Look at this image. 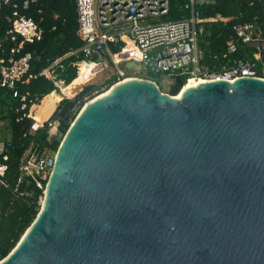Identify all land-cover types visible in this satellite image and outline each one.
Instances as JSON below:
<instances>
[{
  "label": "water",
  "instance_id": "obj_1",
  "mask_svg": "<svg viewBox=\"0 0 264 264\" xmlns=\"http://www.w3.org/2000/svg\"><path fill=\"white\" fill-rule=\"evenodd\" d=\"M231 80L177 98L136 78L86 104L0 264H264V77Z\"/></svg>",
  "mask_w": 264,
  "mask_h": 264
},
{
  "label": "built area",
  "instance_id": "obj_2",
  "mask_svg": "<svg viewBox=\"0 0 264 264\" xmlns=\"http://www.w3.org/2000/svg\"><path fill=\"white\" fill-rule=\"evenodd\" d=\"M7 2L8 0H3ZM210 0H188L187 7L191 8L189 17L164 20L162 17L169 12L170 0H74L77 13V35L82 45L69 54L81 53L82 58L75 62L76 76L80 83L75 91L65 97L72 99L70 107L61 111L55 119L47 121L49 130L55 129L62 135L60 125L71 123L82 106L106 86L125 77L138 78L136 75H127L120 67L121 63L133 62L139 64V69L145 68L154 72H163L175 77L178 74L203 79L237 78L243 76H258L257 68L264 70V30L257 20L235 22L232 29L237 38L252 49L251 59H234L233 65L219 71L209 70L199 63L201 50L198 45V36L203 30L204 18L196 6ZM28 3L24 2V6ZM252 4V2H250ZM217 19H221L219 13ZM11 38L21 37L20 43H15L10 49L11 55L5 59L0 56V82L12 89V96L19 98L20 105L16 110L26 108L27 94L19 93L15 89L17 82H26L33 74L28 73L32 54L29 51L21 53L24 42H33L42 37L43 30L31 17L20 14L17 10L7 16ZM264 23V20H263ZM115 48V49H114ZM235 45L229 41L227 52H233ZM226 53H222L225 56ZM65 57V56H64ZM63 57L56 59L52 64L42 69L41 73L50 78L55 86L61 80L58 69L63 71ZM84 63L87 69L79 72V64ZM102 64L112 68L111 75L115 76L111 82L104 83L94 89H86L94 73ZM259 77V76H258ZM149 79V77H146ZM64 82V81H63ZM74 87V88H75ZM40 99L35 98L34 105ZM29 115V111L28 114ZM42 125L35 121L33 129ZM52 130V131H51ZM57 135V136H58ZM6 147L1 144L0 154V182L7 169L4 160L7 154ZM56 150L47 146H40L31 142L26 149L19 169L21 175L31 177L36 185L43 189L52 173L55 164ZM16 184V185H17ZM17 187H15V190ZM40 197V203H41Z\"/></svg>",
  "mask_w": 264,
  "mask_h": 264
},
{
  "label": "trees",
  "instance_id": "obj_3",
  "mask_svg": "<svg viewBox=\"0 0 264 264\" xmlns=\"http://www.w3.org/2000/svg\"><path fill=\"white\" fill-rule=\"evenodd\" d=\"M27 1V5L24 6L25 0L7 2L0 0L1 57L9 58L12 46L21 42V37L13 40L7 32L9 29L7 16L11 15L12 11L17 10L20 14L33 18L43 30L40 39L24 42L21 50V53L29 51L32 54L28 73L33 76L26 82H17L15 86L19 93L27 94L26 108L17 111L16 108L20 105L19 98L13 97L12 89L0 82V121H4L10 130V137L4 139L6 147L4 153L7 154L4 162L7 169L0 182V259L14 247L41 206L40 197L43 195V189L39 188L31 177L23 176L21 182L17 184V179L21 175L19 165L26 149L33 142L57 150L60 143L55 136H49L47 121L33 129L35 120L27 116L35 98L40 99L57 89L54 82L41 71L56 59L63 57L64 69L63 71L58 69V77L64 82H59L77 86L80 78L75 77L77 70L75 62L82 58V54L79 52L69 54L82 45V40L76 33L77 13L74 0ZM187 2L188 0H170L169 12L162 18L171 20L189 17L191 8L186 6ZM196 8L205 19L203 30L198 36L201 65L208 67L209 70L219 71L231 67L234 59L252 58V49L237 38L232 25L235 22L255 19L264 30V0H210ZM217 13L221 15V19L216 18ZM229 41L236 47L233 52H227ZM222 53L226 55L222 56ZM83 69H87V66L84 63L79 64L80 73ZM257 75L264 77V70H261L260 65L257 68ZM185 82V75H176L169 93L177 94ZM57 99V107L50 119H55L61 111L68 109L72 104L71 98L57 96ZM64 127L67 128L68 124L59 126L60 129ZM0 160H3L1 154Z\"/></svg>",
  "mask_w": 264,
  "mask_h": 264
},
{
  "label": "rangeland",
  "instance_id": "obj_4",
  "mask_svg": "<svg viewBox=\"0 0 264 264\" xmlns=\"http://www.w3.org/2000/svg\"><path fill=\"white\" fill-rule=\"evenodd\" d=\"M120 67L122 69H124V71H125V73L127 75H136L138 78H146V77H149V78H151V80L154 79V81L157 83V85L159 86V88L163 92L169 93L172 85L175 83V77L167 76L163 72H154L152 70H148V69H145V68L139 69V68H136V67H126L125 66V63L124 64L121 63L120 64ZM110 68L111 67H108V68L106 67L104 69V71H102L101 73L95 75V77H93L90 80V82L88 83L87 86L90 89H94L96 87H100L104 83L111 82L113 79H115V76L114 75H111L112 73L110 71ZM85 70L86 69H83V71H85ZM79 83H80V78H79ZM108 87L106 86L104 89H107ZM104 89H103V91H104ZM56 96L62 97V96H66V95L60 89H58V94ZM7 130H8V128L5 126V124L3 122H0V137L2 135H4ZM48 134H49L50 137L51 136L57 137L58 131L55 132V129H54L52 131V133H51L50 130H49ZM41 205H42V202H41Z\"/></svg>",
  "mask_w": 264,
  "mask_h": 264
},
{
  "label": "bare ground",
  "instance_id": "obj_5",
  "mask_svg": "<svg viewBox=\"0 0 264 264\" xmlns=\"http://www.w3.org/2000/svg\"><path fill=\"white\" fill-rule=\"evenodd\" d=\"M138 62L134 63L133 65L138 67L139 64H137ZM108 68L109 66H106L105 64H102L101 67H99L97 69V71L94 73V77L95 75L101 73L102 71H104L105 68ZM110 71H112V68H110ZM110 76V75H109ZM106 79V78H105ZM133 79H136L134 77H125V78H122L118 81H115L114 83H112L107 89H104V91H100L98 92L94 97L90 98L88 101H86V103L82 106V108L94 101L95 99L99 98V97H103V96H106L108 95L111 90L121 84V83H124V82H127L129 80H133ZM170 79V78H169ZM235 78H233L231 81H234ZM207 79H203L202 77H199V78H194V77H189L186 82L182 85V87L180 88V90L178 91V93L176 94V97L177 98H180L182 95H183V92L186 91L188 88H191V87H196L197 85H199L200 83L206 81ZM81 81V80H80ZM104 81V80H103ZM103 83V82H102ZM58 85L61 87V91L66 94V95H69L71 94L73 91H74V86L73 85H68V86H64L62 85L60 82H58ZM77 88V87H76ZM47 194H48V189H47V186L44 188V192H43V195H42V198H41V202H42V205L43 206L45 204V200L47 199Z\"/></svg>",
  "mask_w": 264,
  "mask_h": 264
},
{
  "label": "crops",
  "instance_id": "obj_6",
  "mask_svg": "<svg viewBox=\"0 0 264 264\" xmlns=\"http://www.w3.org/2000/svg\"><path fill=\"white\" fill-rule=\"evenodd\" d=\"M62 85H64L61 82ZM72 85V84H71ZM68 86V85H64ZM75 87V85H73ZM57 89L55 91H52L51 93H48L44 95L40 100L35 103L34 105L30 106L29 108V115L32 117L36 122L43 124L44 122L48 121L50 117L52 116L54 110L57 107V94L59 87L56 86ZM76 90V87L74 88V91ZM3 122L4 121H0ZM10 137V130L8 129L4 135L0 137V148L1 144L4 143V139H8Z\"/></svg>",
  "mask_w": 264,
  "mask_h": 264
}]
</instances>
